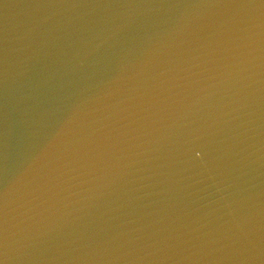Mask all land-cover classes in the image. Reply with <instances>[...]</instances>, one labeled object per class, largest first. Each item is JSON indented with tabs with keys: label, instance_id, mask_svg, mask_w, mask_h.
Returning a JSON list of instances; mask_svg holds the SVG:
<instances>
[{
	"label": "water",
	"instance_id": "1",
	"mask_svg": "<svg viewBox=\"0 0 264 264\" xmlns=\"http://www.w3.org/2000/svg\"><path fill=\"white\" fill-rule=\"evenodd\" d=\"M158 2L0 0V191L6 190L10 200L79 127L84 112L76 107L103 92L125 65L135 62L137 37L149 25H164L183 13L188 18L158 39L166 44L175 35L194 33L195 41L227 12L208 5L153 6ZM103 21L94 43L119 25L125 28L101 46L100 54L85 59L84 45L97 36L95 29ZM230 72L214 56L201 55L135 97L116 118L113 126L121 134L107 153L23 219L0 264H66L36 253L53 237L92 222L119 232L175 235L215 226L216 217L237 207L241 195L250 197L258 212L264 190L260 77L239 99ZM195 113L204 115L208 134L173 144L176 124ZM238 186L247 191L241 193ZM226 264H264L258 225L254 250Z\"/></svg>",
	"mask_w": 264,
	"mask_h": 264
},
{
	"label": "snow or ice",
	"instance_id": "2",
	"mask_svg": "<svg viewBox=\"0 0 264 264\" xmlns=\"http://www.w3.org/2000/svg\"><path fill=\"white\" fill-rule=\"evenodd\" d=\"M227 9L222 20L216 23L206 37L191 40L194 33L175 35L162 44L158 37L170 35L183 13L164 25H149L136 40L138 56L134 63L125 65L121 74L112 80L100 94L76 107L83 111L82 121L69 135L64 147L49 161L32 182L10 200L7 191H0V255L5 254L15 235L14 229L36 208L48 201L78 176L90 169L103 157L114 138L121 134L113 126L117 117L138 95L162 82L171 73L201 55H212L229 73L235 95L243 99L251 82L258 74L264 101V0H160L153 6L171 9H189L200 6ZM104 21L95 29L97 36L84 45L85 59L100 54L102 45L120 33L125 25L115 27L111 33L94 43L103 29ZM7 61L3 71L7 72ZM125 77V73H129ZM125 84L121 85V81ZM110 122V123H108ZM107 123L98 135L96 130ZM262 136H264V108H262ZM208 134L204 115L195 113L183 117L171 134V141L181 145L191 139ZM264 143V141H262ZM199 156L200 153L197 152ZM241 193L247 189L238 186ZM92 222L88 227L66 235H58L48 241L36 253L52 256L66 264H88L101 261H169L171 264H226L236 257L251 253L257 243V225L261 251H264V190L261 193L259 211L250 197L241 195V202L230 212L216 217L215 226L194 229L175 235L156 232L143 234L135 231L119 232L110 225Z\"/></svg>",
	"mask_w": 264,
	"mask_h": 264
},
{
	"label": "clouds",
	"instance_id": "3",
	"mask_svg": "<svg viewBox=\"0 0 264 264\" xmlns=\"http://www.w3.org/2000/svg\"><path fill=\"white\" fill-rule=\"evenodd\" d=\"M110 123V122H108ZM107 127V123L102 125L99 129L96 130V133L94 135H98L100 132H102Z\"/></svg>",
	"mask_w": 264,
	"mask_h": 264
}]
</instances>
